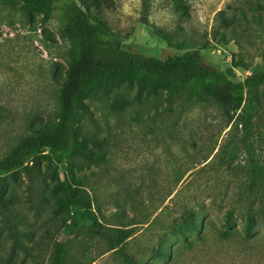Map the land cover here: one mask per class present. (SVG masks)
<instances>
[{
    "label": "rangeland",
    "instance_id": "1",
    "mask_svg": "<svg viewBox=\"0 0 264 264\" xmlns=\"http://www.w3.org/2000/svg\"><path fill=\"white\" fill-rule=\"evenodd\" d=\"M110 1L100 19L130 51L162 58L195 48L233 81L264 68V0H147L145 23L142 0ZM58 13L44 20L0 3V157L56 121L72 56ZM239 58L245 67L235 66ZM115 90V99L82 100L80 133L103 138L105 156L69 167L89 203L77 226H68L70 214L52 213L64 158L44 150L0 176V264H52L56 242L61 264H264V99L246 129L239 111L229 121L194 83L169 97L158 87L139 99L134 87ZM182 222L188 228L173 232Z\"/></svg>",
    "mask_w": 264,
    "mask_h": 264
},
{
    "label": "trees",
    "instance_id": "2",
    "mask_svg": "<svg viewBox=\"0 0 264 264\" xmlns=\"http://www.w3.org/2000/svg\"><path fill=\"white\" fill-rule=\"evenodd\" d=\"M0 3L19 4L26 12L41 14L44 20L59 9L60 35L71 46V60L56 90L58 115L54 125L20 137L0 157V176L24 167L44 150H49L59 160H67L68 171L52 184L50 194L52 213L64 211L70 214V227L81 222L84 217L82 208L89 203L82 202L78 191L80 180L71 174L69 167L75 161L82 166L96 165L105 156L101 148L105 143L103 138L80 133L79 125L84 113L82 100L87 93L106 95L111 92L115 99L118 95L115 88L134 87V98L139 99L141 93L158 87L164 88L169 97L177 94L184 84L194 83L199 94L210 97L223 107L229 121L239 111L238 120L246 129H249L251 118L264 99V68L233 81L224 71L204 65L199 50L195 48L162 58L126 49L121 38L99 16L100 9L109 6L110 0H0ZM141 4L140 19L145 23L149 3L142 0ZM232 21V17L223 18V24ZM235 62V66L245 67L240 58ZM255 169L252 162V171ZM0 189H3L1 183ZM0 204L6 207L1 194ZM250 227L251 218L248 217L244 227L246 234H250ZM187 228L188 224L182 222L172 231L182 232ZM115 246L116 243L112 248ZM63 256V243L56 242L52 264H61Z\"/></svg>",
    "mask_w": 264,
    "mask_h": 264
}]
</instances>
